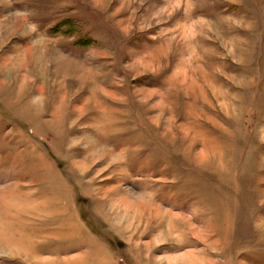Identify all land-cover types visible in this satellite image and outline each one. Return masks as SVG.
<instances>
[{"label": "rangeland", "instance_id": "1", "mask_svg": "<svg viewBox=\"0 0 264 264\" xmlns=\"http://www.w3.org/2000/svg\"><path fill=\"white\" fill-rule=\"evenodd\" d=\"M0 158V264H264V0H0Z\"/></svg>", "mask_w": 264, "mask_h": 264}, {"label": "crops", "instance_id": "2", "mask_svg": "<svg viewBox=\"0 0 264 264\" xmlns=\"http://www.w3.org/2000/svg\"><path fill=\"white\" fill-rule=\"evenodd\" d=\"M0 160H2L1 158H0ZM1 162H3V161H0V165H1ZM8 193L10 194L9 196V198H7L8 196H6V197H3L2 199H4L5 201H11L12 200V196H13V194H16L14 191H11V189H9L8 190ZM14 197V196H13ZM3 242H5V241H3ZM7 244L10 246L11 244H9L8 242H7Z\"/></svg>", "mask_w": 264, "mask_h": 264}, {"label": "bare ground", "instance_id": "3", "mask_svg": "<svg viewBox=\"0 0 264 264\" xmlns=\"http://www.w3.org/2000/svg\"><path fill=\"white\" fill-rule=\"evenodd\" d=\"M23 21H24V20H23ZM131 207H132V206H131ZM157 215H158V217L161 218V219L165 216V215H162L160 211H158ZM0 233H1V232H0ZM5 238H7V237H5ZM8 239H9V237H8Z\"/></svg>", "mask_w": 264, "mask_h": 264}]
</instances>
